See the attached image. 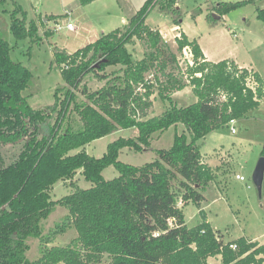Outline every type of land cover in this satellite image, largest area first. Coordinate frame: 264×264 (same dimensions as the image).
Wrapping results in <instances>:
<instances>
[{"label": "trees", "instance_id": "16d2710c", "mask_svg": "<svg viewBox=\"0 0 264 264\" xmlns=\"http://www.w3.org/2000/svg\"><path fill=\"white\" fill-rule=\"evenodd\" d=\"M77 1L87 6L96 0ZM158 3L171 6L175 0H146L127 25L72 54L55 52L67 90L63 99L58 97L60 90L55 91L50 110L29 106L22 92L32 74L12 61L10 47L0 34V143L20 144L17 157L0 166V264H102L104 259L106 264H207V259L217 256L220 264H264V246L243 237L224 243L221 233L206 222L203 192L214 175L197 146L209 133L258 109L264 100L263 81L258 73L233 61H207L197 42L182 32L175 42L178 51L191 52L188 79L168 72L175 55L159 32L145 25ZM247 3L222 4L219 15ZM22 15L20 19L13 15L10 32L16 41L34 40L37 27L26 26ZM256 18L264 24V9L256 10ZM135 38L147 50L138 61L126 48ZM108 67L119 69L106 73ZM154 72L164 80L155 75L148 79L146 75ZM89 74L105 81L103 88L89 93L82 86ZM186 86L196 102L177 107L172 94ZM155 87L169 107L157 116L138 118L150 107ZM79 88L83 102L75 96ZM71 106L82 122L78 128L63 127ZM178 124L184 132L174 135L168 150H157L155 161L140 167L118 161L122 148L143 151L153 134ZM129 128L137 129L136 139L115 140L101 158L81 149L116 129ZM77 149L81 150L69 154ZM109 166L119 175L105 181L102 171ZM79 170L93 186L74 189L57 203L67 210L63 221L74 227L77 238L66 247H47L45 240L40 257L29 261L27 242L42 238L41 221L55 206L51 189L59 181L72 180ZM178 198L182 207L192 203L199 209L200 224L185 225ZM230 245H236V250Z\"/></svg>", "mask_w": 264, "mask_h": 264}, {"label": "rangeland", "instance_id": "374dc122", "mask_svg": "<svg viewBox=\"0 0 264 264\" xmlns=\"http://www.w3.org/2000/svg\"><path fill=\"white\" fill-rule=\"evenodd\" d=\"M146 0H100L93 5L81 6L77 0H0V34L10 47V58L13 62L20 63L27 68L32 79L22 95L27 98L29 106L34 110L52 109L54 106V93L58 91V97L63 99V93L67 87L61 76V70L54 61V53L58 49V40L67 43L66 51H77L80 45H70L77 33L92 26L97 32L105 30L111 24H117L120 16L139 10ZM164 1V0H163ZM248 2L224 15H219L222 4ZM26 7L29 14L35 15V20L27 21L26 26L32 23L37 27L34 40L24 39L16 41L10 32L12 17L15 14L22 18L23 9ZM156 4L148 14L145 25L156 30L162 40L169 47V51L175 55V62L168 68V72L177 77H183L187 81V68L192 64V55L189 49L177 50L175 39L174 20L180 24L182 33L190 39L196 40L208 53L210 61L233 60L240 65H252L264 79V24L257 20L256 10L264 9V0H175L171 6L162 3ZM51 14L50 25L46 28L42 25L41 16ZM38 14V15H37ZM133 15V14H132ZM218 16V19L214 17ZM51 18V19H50ZM73 22L77 30H67V21ZM57 22V23H56ZM62 26L59 33H55L53 27ZM127 25V22L126 24ZM41 28V32L38 31ZM119 29V28H118ZM178 33V32H177ZM179 37V36H178ZM192 40V41H193ZM134 60H141L147 50L142 41L136 38L126 46ZM65 52V51H63ZM66 53V52H65ZM119 67H108L106 73H112ZM157 76L160 81L163 77L159 73L147 74L148 79ZM105 81H101L94 74L84 78L82 86L89 93H94L103 88ZM81 88L75 92L79 102H83ZM172 100L177 107H185L196 102L190 86L174 92ZM150 107L138 118L147 119L158 115L167 109L168 103L157 96L155 87L154 95L150 97ZM58 108H56L55 113ZM256 113L242 118L233 124L235 132L230 126L209 133L197 143L203 160L211 164L214 175L213 182L207 186L203 195L206 199L201 204L207 223L223 234V239L232 242L241 237H258L259 245L264 246V174L261 193L258 195L252 183V173L260 157H264V102ZM55 115L50 121L53 123ZM82 124L79 116L72 110L64 120V128L70 125L78 128ZM184 132L182 125L168 128L162 133L152 135L149 145L143 151L136 152L131 148H122L119 151L118 161L140 167L157 159V150H168L173 142L175 134ZM136 128L116 129L106 136L94 140L85 145L87 155L101 158L107 145L119 138L136 139ZM81 149L71 151L74 155ZM20 151V144L0 143V166L12 162ZM236 172H240L246 180H235ZM118 172L113 166L102 171L105 181L118 177ZM93 184L84 180L81 171H77L72 180L57 182L50 191V198L55 203L53 210L45 220L41 221L42 238L30 239L26 257L33 262L40 257L41 248L47 242V247H66L77 238V232L73 226L65 223L67 210L57 204L63 197L69 195L74 189H89ZM176 183H172V188ZM219 195V196H217ZM221 195V196H220ZM177 206L182 207L178 198ZM185 225L188 228L197 226L203 221L199 209L192 203H188L182 209ZM50 242V243H49ZM103 260L102 264H106ZM210 264H215L211 260ZM220 264V263H218Z\"/></svg>", "mask_w": 264, "mask_h": 264}, {"label": "crops", "instance_id": "0c3cea01", "mask_svg": "<svg viewBox=\"0 0 264 264\" xmlns=\"http://www.w3.org/2000/svg\"><path fill=\"white\" fill-rule=\"evenodd\" d=\"M98 1H100V0H96V1H94V2H92L91 4H89L90 6L91 5H93L94 3H96V2H98ZM89 5H87V6H89ZM18 6H20L22 9H23V13L22 14H24L25 15V18L27 19V21H31V20H35L34 18H35V15L32 13V14H29V11H27L26 10V7H25V9H24V6H22L21 4H19ZM136 13V12H135ZM134 13V11L133 12H131L130 14H128L127 15V17H124V16H120L119 17V19H118V21H117V24H111L110 26H108V28H106L105 30H102V29H100L99 30V32H97L92 26H89V27H87L86 29H84V24H80V28H82V32H80V33H77V35L75 36V38L72 40V43H70V45H80V46H78V49H80V48H83V47H85L86 45H88V44H91V43H93L95 40H97L100 36H102V35H105V34H107V33H109V32H111V31H113V30H115V29H118V28H121V27H123L125 24H126V22H128V20L135 14ZM133 14V15H132ZM38 15V14H37ZM41 17V21H42V25H44L46 28H49V25H50V20L48 19L49 17H53V15H51V14H46V13H44V15H40ZM51 19V18H50ZM57 23V22H56ZM67 23H71V24H73V22H71L70 20L69 21H67ZM66 23V24H67ZM74 25V27H75V29L73 30V31H76L77 30V27H76V25L75 24H73ZM58 27H60V29L58 30V31H54L55 33H59L60 32V30L62 29V26L60 25V24H58ZM56 27L54 26L53 27V30L55 29ZM67 29V28H66ZM174 29H175V35L172 37V40H174L175 38H177L178 36H179V34H180V32H182V30H181V28H180V24H177V25H175V27H174ZM41 28H39V30L38 31H40L41 32ZM68 30V29H67ZM178 32V33H177ZM188 38V40L189 41H192L193 39H190L189 37H187ZM196 41V40H195ZM197 42V41H196ZM57 43L59 44V47H58V49L59 50H61V51H65L67 54H72L74 51H72V52H68V51H66V49L67 48H65V47H67V43H65V42H63V41H61V40H58L57 41ZM197 44L199 45V43L197 42ZM199 47H200V49H201V51H202V54H203V56H204V58L207 60V61H210V60H212V59H210L209 58V56H208V53L199 45ZM77 49V50H78ZM227 60H229V59H227ZM219 61H222V60H215V61H210V62H214V63H216V62H219ZM230 61H233V60H230ZM234 62V64H236L239 68H243V69H246V70H248V71H253V72H256V73H258V71L257 70H255V68L252 66V65H250V66H246V65H240V64H238L237 62H235V61H233ZM259 74V73H258ZM259 76L261 77V75L259 74ZM261 79H262V81H263V85H264V79L261 77ZM262 102H264V100L262 101ZM262 102H260V105L262 104ZM259 105V106H260ZM259 108V107H258ZM256 111H258L257 109L256 110H254V111H252V112H249L245 117H248L250 114H252L253 112L254 113H256ZM159 115V114H158ZM155 116H157V115H155ZM245 117H243V118H245ZM242 119V118H241ZM238 120H240V119H238ZM238 120H235L234 121V124H235V122L236 121H238ZM229 125V124H228ZM230 126V125H229ZM233 126V125H232ZM213 133V132H212ZM202 159H203V157H202ZM203 162L206 164V165H208L210 168H211V170H213L212 169V167H211V164H208L207 162H205L204 160H203ZM236 175H239V176H241V174H240V172H236ZM235 175V176H236ZM235 178V177H234ZM235 180L236 181H238L239 182V180H237L236 178H235ZM245 178H244V181H240V182H245ZM211 184V183H210ZM209 184V185H210ZM208 185V186H209ZM204 196V195H203ZM217 196H219V195H217ZM221 196V195H220ZM205 198V197H204ZM205 201H206V199H205ZM184 207H182L181 208V210L183 209ZM202 210V209H201ZM206 222H208V220H206ZM209 225H210V223H208ZM210 227L212 228V230H214V231H217L216 229H214L211 225H210ZM221 235H222V237H223V234L221 233ZM243 238H245L246 240H248V241H252V242H258L259 241V238L256 236V237H254V236H252L251 238H247V237H243ZM223 241H224V243H232V242H234V241H236V240H234V241H232V242H227V241H225L224 239H223ZM211 260H213L214 262H215V264H218V263H220V257L219 256H217V257H214V258H209V259H207V264H210V262H211Z\"/></svg>", "mask_w": 264, "mask_h": 264}, {"label": "water", "instance_id": "95a60500", "mask_svg": "<svg viewBox=\"0 0 264 264\" xmlns=\"http://www.w3.org/2000/svg\"><path fill=\"white\" fill-rule=\"evenodd\" d=\"M214 18L218 19L219 17L216 16ZM263 174H264V157H260L252 173V183L256 188L258 195H260L261 193Z\"/></svg>", "mask_w": 264, "mask_h": 264}, {"label": "built area", "instance_id": "2783aa9c", "mask_svg": "<svg viewBox=\"0 0 264 264\" xmlns=\"http://www.w3.org/2000/svg\"><path fill=\"white\" fill-rule=\"evenodd\" d=\"M66 28H67L68 30H74V29H75L74 25L71 24V23H67V24H66ZM59 29H60V27H58V26L55 28L56 31H58ZM233 124H234V121H230V122H229L230 130H231L232 133L235 132L234 127L232 126ZM235 178H236L237 180H239V181H244V177H243V176L236 175ZM230 248H231L232 250H236V245H230Z\"/></svg>", "mask_w": 264, "mask_h": 264}]
</instances>
